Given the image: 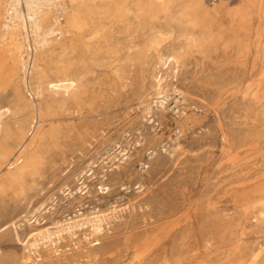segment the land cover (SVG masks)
I'll return each instance as SVG.
<instances>
[{
    "label": "rangeland",
    "instance_id": "1",
    "mask_svg": "<svg viewBox=\"0 0 264 264\" xmlns=\"http://www.w3.org/2000/svg\"><path fill=\"white\" fill-rule=\"evenodd\" d=\"M136 1L125 6L131 48L97 54L82 38L65 51L60 35L37 51L23 29L10 42L0 17V108H15L0 117V264H132L147 248L138 264L264 259L258 1L201 0L233 20L214 40L195 28L198 43L176 5L137 10ZM242 8L252 10L245 20ZM99 20L106 32L117 25ZM65 69L79 79L76 101L47 87Z\"/></svg>",
    "mask_w": 264,
    "mask_h": 264
},
{
    "label": "bare ground",
    "instance_id": "2",
    "mask_svg": "<svg viewBox=\"0 0 264 264\" xmlns=\"http://www.w3.org/2000/svg\"><path fill=\"white\" fill-rule=\"evenodd\" d=\"M144 1L137 0L135 2L137 10L142 9L143 6L149 11H155L156 9L164 10L170 7L171 4L172 8L175 5L177 8H180V15L185 17V23L192 27L188 38L195 43H198L200 40L198 37L194 36L195 28L200 27L203 40H214L229 30L228 28L224 29L220 21L223 19L233 20V15L230 10L226 9L224 12L219 11L220 7L217 6L208 8L200 4L201 0H147V3ZM257 1L258 2L254 4L256 6L255 8L258 7V16L260 15L261 19L264 20V1ZM128 2L129 0H0V17L5 19L1 25H3L4 28V36L10 38V42H13L15 36L17 39V32L19 30H25L26 37H29V35L32 36L37 51L51 47L53 41L48 37L50 35L64 36V42H62L61 45L65 51L72 49L74 45H76L78 38L85 39L84 44L87 50L93 54L100 53L104 48L109 49L113 44L117 46L125 42L127 47L131 48L130 44L133 43L132 38L126 37L127 35L131 36L132 29L127 23L125 24L124 21L128 12L125 6ZM198 7L200 8L198 18L193 19L184 14V11L196 10ZM244 12L245 15L243 19L245 20L248 16H251L252 10L247 9ZM101 15H108L116 19L117 25L113 27L111 32H106L105 25L100 22L99 19ZM60 16H62V18H59ZM50 19H53V24L46 28L45 25ZM88 20H90V24ZM19 35L21 36V34ZM20 45L21 44H18V47H20ZM52 45L55 46V44ZM22 64L24 65V62H22ZM29 72V69L24 67L25 84L32 95H38V93L30 87V83L27 80ZM47 87L49 89L64 88L74 94L73 97L75 101L78 99L76 92L79 88V79L77 76L68 74L67 69L62 72V76L58 79L48 81ZM14 111L15 108L10 105L0 108V117H5L6 115L14 113ZM41 113L42 111L39 109V114ZM32 120L34 121L35 119ZM21 124L22 122L18 124L17 133L22 135L24 134V128ZM33 126L35 127V125ZM30 130H32V128ZM29 134H33V132L31 131ZM1 139L2 134L0 131V141ZM24 145L25 140L19 145V150H21ZM22 156V151H20L17 160ZM149 253L150 248L138 252L132 264L142 262ZM258 257V255H255L254 258L257 259ZM256 262V264H264V259L260 261L256 260Z\"/></svg>",
    "mask_w": 264,
    "mask_h": 264
}]
</instances>
